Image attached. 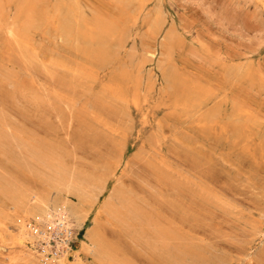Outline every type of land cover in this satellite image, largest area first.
I'll use <instances>...</instances> for the list:
<instances>
[{"label":"rangeland","instance_id":"1","mask_svg":"<svg viewBox=\"0 0 264 264\" xmlns=\"http://www.w3.org/2000/svg\"><path fill=\"white\" fill-rule=\"evenodd\" d=\"M2 1L0 118L68 167L108 171V190L121 185L194 252L182 264H264V0H39L19 45L8 30L22 0ZM67 12L81 33L62 31ZM97 23L125 40L107 61ZM73 234L76 251L85 230ZM105 238L128 264H164L120 230ZM1 240L0 264H30Z\"/></svg>","mask_w":264,"mask_h":264},{"label":"bare ground","instance_id":"2","mask_svg":"<svg viewBox=\"0 0 264 264\" xmlns=\"http://www.w3.org/2000/svg\"><path fill=\"white\" fill-rule=\"evenodd\" d=\"M2 2L0 0V16L5 11ZM39 7V0H22L16 19L25 9L23 23L20 27L15 23L8 30L16 44L21 43V31L24 35L42 21L43 12ZM70 18V12L63 16L60 23L62 31L68 35L81 33L75 23L77 20L71 21ZM95 31L93 37L98 45L96 54L99 61L110 60L124 48V38L117 45L111 44L115 26L97 23ZM6 75L9 74L3 76ZM7 79L11 80V77ZM33 100L37 102L41 98L34 96ZM1 118L0 168L6 169L3 168L4 159L26 177L22 180L21 176L0 174L1 241L7 240L11 247L21 249L13 261L30 264H128L107 242L105 230L110 228L125 233L140 249L162 261L160 263L182 264V256L195 255L185 243L178 247L174 242L179 238L171 233L173 230L167 228L170 230L168 233L162 225H156L132 193L119 184L108 190V171L102 169L87 173L68 167L50 145L24 137ZM9 221L17 232L8 233L5 223ZM82 230L85 234L79 240V249L73 251L70 240L75 235L74 231ZM55 236L60 239H55ZM52 240L55 241L56 253H51L53 256L49 258ZM36 247L42 248L43 252L40 253ZM84 256L90 258L91 263L84 261Z\"/></svg>","mask_w":264,"mask_h":264},{"label":"built area","instance_id":"3","mask_svg":"<svg viewBox=\"0 0 264 264\" xmlns=\"http://www.w3.org/2000/svg\"><path fill=\"white\" fill-rule=\"evenodd\" d=\"M53 253H56V251H55V252H53Z\"/></svg>","mask_w":264,"mask_h":264}]
</instances>
